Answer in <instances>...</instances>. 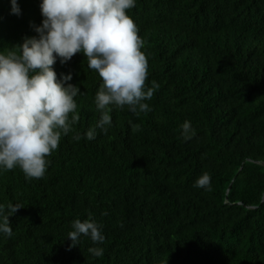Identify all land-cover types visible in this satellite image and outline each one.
Instances as JSON below:
<instances>
[{
	"label": "trees",
	"instance_id": "obj_1",
	"mask_svg": "<svg viewBox=\"0 0 264 264\" xmlns=\"http://www.w3.org/2000/svg\"><path fill=\"white\" fill-rule=\"evenodd\" d=\"M17 3L19 15L0 0V51L37 35L39 0ZM126 14L143 41L145 86L159 85L152 111L113 107L106 133L75 141L99 119L102 78L80 53L57 60V78L71 73L82 92L80 119L42 178L0 170V203L23 207L9 217L13 235H0V264H264V0H136ZM204 172L211 191L193 186ZM89 213L102 257L87 237L71 249L65 239Z\"/></svg>",
	"mask_w": 264,
	"mask_h": 264
},
{
	"label": "clouds",
	"instance_id": "obj_2",
	"mask_svg": "<svg viewBox=\"0 0 264 264\" xmlns=\"http://www.w3.org/2000/svg\"><path fill=\"white\" fill-rule=\"evenodd\" d=\"M10 3V14L19 15L17 0ZM135 5L136 0H39L42 20L34 26L37 35L0 51V170L19 166L26 180L42 178L50 164L47 157L78 123L75 98L82 92L68 83L71 73L57 78L53 67L57 60L64 64L80 53L102 78L94 98L99 119L83 134L77 132L75 141L94 140L97 129L106 133L113 107H127L134 115L152 111L145 101L159 85L145 86L148 62L140 50L143 41L126 14ZM195 135L191 121L185 120L180 138L189 141ZM193 186L211 191L210 174H201ZM21 208L18 203H0V235H13L9 217ZM71 229L65 238L71 242L69 249L83 236L94 245L88 252L103 256L102 225L91 213L83 221L74 219Z\"/></svg>",
	"mask_w": 264,
	"mask_h": 264
}]
</instances>
